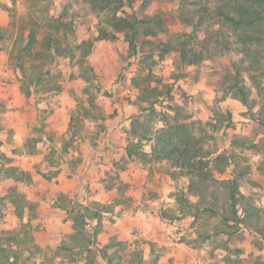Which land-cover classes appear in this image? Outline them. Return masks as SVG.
<instances>
[{"label":"rangeland","instance_id":"rangeland-1","mask_svg":"<svg viewBox=\"0 0 264 264\" xmlns=\"http://www.w3.org/2000/svg\"><path fill=\"white\" fill-rule=\"evenodd\" d=\"M216 7V0H0V264H175L162 237L119 226L135 206H158L174 226L173 242L190 248L183 255L192 250L197 264H264L256 233H214L219 215L195 220L181 211L177 197L189 179L172 177V160L128 155L149 178L127 181L125 162L106 169L104 190L90 186L98 179L83 166L91 148L117 152L119 141L150 153L156 130L181 124L210 166L228 156L226 171L214 174L238 175L241 191L264 208V57L259 69H247ZM115 13L150 19L140 23L136 46L114 30ZM103 33L82 59L76 45ZM184 43L199 61L185 63ZM236 66L246 103L233 95ZM162 174L171 179L164 183ZM77 175V184L70 181ZM85 206L100 217L75 231L73 215Z\"/></svg>","mask_w":264,"mask_h":264},{"label":"trees","instance_id":"trees-1","mask_svg":"<svg viewBox=\"0 0 264 264\" xmlns=\"http://www.w3.org/2000/svg\"><path fill=\"white\" fill-rule=\"evenodd\" d=\"M119 1L122 5L128 6H132L135 2V0ZM142 1L145 4L148 0ZM216 2V14L222 19L223 24L235 31L238 43L241 44L240 51L248 58L247 69H259L262 66V57H264V0H216ZM108 6L109 4H106L103 8ZM111 20L114 30L124 31L126 39L133 47L136 46L140 23L150 19L135 18L132 20L115 13ZM108 36L107 33H103L99 37L86 39L77 44L76 48L80 51L81 58L85 59L93 52L96 39ZM114 37L113 33L111 38ZM186 46L184 43L180 49L185 63L191 64L199 61L202 55L197 56L196 51L192 55ZM235 71L236 82L233 95L246 103L248 95L245 86L241 85L239 80L241 71L237 66ZM144 137L138 136V141ZM154 139L150 153L139 148L138 144H127L126 152L129 156L136 155L144 159L147 157L153 160L170 159L172 160L171 167L176 168L172 177L177 175L188 177L187 188L181 190L177 197L182 212L194 216L195 220L205 213L219 215L221 221L214 225L212 230L214 233L225 232L232 227H236L235 229L244 227L264 240V208L258 206L251 195L241 191L238 175L219 178L214 174V168L219 173L226 171L231 164L228 156L219 154L213 161L215 165L210 166L195 134L181 124L169 125L167 128L162 127L156 130ZM190 195L199 198L197 201H192ZM98 217H100L98 209L91 210L85 206L84 211L79 210L73 215L75 231H82L87 218L98 219ZM100 229H96L95 234L99 233Z\"/></svg>","mask_w":264,"mask_h":264},{"label":"crops","instance_id":"crops-1","mask_svg":"<svg viewBox=\"0 0 264 264\" xmlns=\"http://www.w3.org/2000/svg\"><path fill=\"white\" fill-rule=\"evenodd\" d=\"M114 139H117L116 141H118L119 138L118 136H114L113 140ZM122 145L125 144H122L119 141L117 152H108V150L106 151L101 149L100 146L93 150L91 148L89 150L90 152L84 156L83 166L88 168L86 170L88 171V176L92 177V179H98V181L94 180L90 182V186H94L99 190H104V184L100 178L105 177L106 169L109 168L112 170H117V168H120V166L125 162L127 163L126 165L130 167L128 170L125 169L124 171H122L127 181H131L132 184L137 182L142 183L140 179H142L144 182L145 180H147V178H149V176L144 174L149 173L147 170H144V168H146L147 166L139 158H135L134 160L130 159L126 152V146ZM105 151L108 153H106ZM161 179L165 183L171 178L168 174H162ZM79 180L80 175L70 178V181H75L76 184L79 182ZM160 189H163V187L160 186ZM107 198L108 197L102 195V193L98 196V199H102L103 201H105V199ZM156 203L158 202L156 201ZM134 208L138 209L134 211L133 215L126 214V216L120 219L121 224H119V226L122 225V220L124 223L122 226L123 231L129 233V231L131 232L132 230L139 229L146 237L153 238V240H158V238L162 237L163 240H161V242L167 245L168 250H171L172 254H176V259L174 260L175 264H197L198 261L201 262L200 259L197 260V258L193 255L192 250L188 251V253L190 252V255L188 254L187 257L183 255L190 248L184 249L185 246L183 244L173 242L170 234H173L174 226L168 224L164 219H161L158 206L152 209L153 212L147 210H139L141 209L139 206H135ZM119 231V229H116L114 232L117 234Z\"/></svg>","mask_w":264,"mask_h":264}]
</instances>
